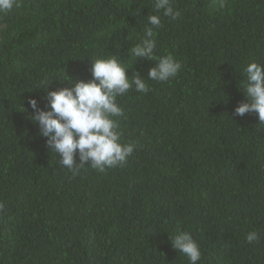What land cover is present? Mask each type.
I'll return each mask as SVG.
<instances>
[{"label":"trees","instance_id":"16d2710c","mask_svg":"<svg viewBox=\"0 0 264 264\" xmlns=\"http://www.w3.org/2000/svg\"><path fill=\"white\" fill-rule=\"evenodd\" d=\"M172 2L180 16L153 28L154 60L131 55L154 0H16L0 12V264H189L170 242L185 231L197 264H264V124L234 111L244 68L264 64V0ZM111 56L149 87L117 97L120 142L137 148L73 175L28 100L45 108L46 91L92 79L91 61ZM166 56L180 71L149 80Z\"/></svg>","mask_w":264,"mask_h":264},{"label":"clouds","instance_id":"9594fccd","mask_svg":"<svg viewBox=\"0 0 264 264\" xmlns=\"http://www.w3.org/2000/svg\"><path fill=\"white\" fill-rule=\"evenodd\" d=\"M15 5L16 0H0V12L10 11ZM154 9L157 14L147 16L150 27H146L144 38L131 48V55L135 58L156 59L153 28L161 25L162 17L175 20L180 16L172 0H154ZM111 57L91 61L92 79L74 81L70 83L71 88L46 91L42 98L46 102L45 108L39 107L35 98L28 100L33 110L30 117L38 125L40 136L46 138L49 151L59 154L60 165L73 175H78L79 169L86 167V162L89 164L87 167L101 172L105 168L123 165L137 148L135 143L120 142L119 123L114 117L124 116V109L117 103V97L132 88L146 94L149 87L143 76L137 73L128 77L127 68L115 56ZM181 66L171 56L161 57L148 70L147 77L157 82L168 81L177 75ZM243 71L246 75L242 89L245 102L238 104L235 114L255 113L259 124H264V64L250 62ZM77 155L79 163L75 162ZM245 238L251 243L261 237L253 230ZM170 242L175 251L188 257L189 264H197L201 260L202 253L190 232H179Z\"/></svg>","mask_w":264,"mask_h":264}]
</instances>
